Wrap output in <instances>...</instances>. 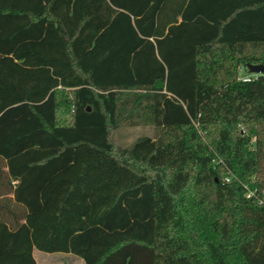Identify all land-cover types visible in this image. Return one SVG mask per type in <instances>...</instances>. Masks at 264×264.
Returning <instances> with one entry per match:
<instances>
[{
  "label": "trees",
  "instance_id": "1",
  "mask_svg": "<svg viewBox=\"0 0 264 264\" xmlns=\"http://www.w3.org/2000/svg\"><path fill=\"white\" fill-rule=\"evenodd\" d=\"M248 64L264 0H0V264H264Z\"/></svg>",
  "mask_w": 264,
  "mask_h": 264
},
{
  "label": "rangeland",
  "instance_id": "2",
  "mask_svg": "<svg viewBox=\"0 0 264 264\" xmlns=\"http://www.w3.org/2000/svg\"><path fill=\"white\" fill-rule=\"evenodd\" d=\"M244 71L240 73L244 76ZM250 74V73H249ZM257 77L258 74H250ZM155 136V130L152 126H130L112 129L110 131V139L115 147L125 148L129 146L135 139L139 137ZM224 180L229 179L224 175ZM35 264H84L79 258L68 253H44L38 250L33 251Z\"/></svg>",
  "mask_w": 264,
  "mask_h": 264
},
{
  "label": "water",
  "instance_id": "3",
  "mask_svg": "<svg viewBox=\"0 0 264 264\" xmlns=\"http://www.w3.org/2000/svg\"><path fill=\"white\" fill-rule=\"evenodd\" d=\"M247 70L250 74L262 75L264 73V66L261 64H248Z\"/></svg>",
  "mask_w": 264,
  "mask_h": 264
},
{
  "label": "built area",
  "instance_id": "4",
  "mask_svg": "<svg viewBox=\"0 0 264 264\" xmlns=\"http://www.w3.org/2000/svg\"><path fill=\"white\" fill-rule=\"evenodd\" d=\"M256 77L252 76V75H244V76H241L240 77V80L244 81V82H248L250 81L251 79H254ZM226 181H228V179H226Z\"/></svg>",
  "mask_w": 264,
  "mask_h": 264
}]
</instances>
